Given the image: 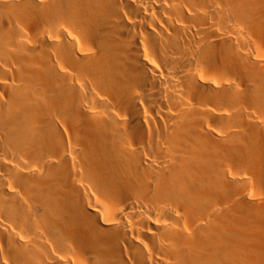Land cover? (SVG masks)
Instances as JSON below:
<instances>
[{"label": "bare ground", "instance_id": "1", "mask_svg": "<svg viewBox=\"0 0 264 264\" xmlns=\"http://www.w3.org/2000/svg\"><path fill=\"white\" fill-rule=\"evenodd\" d=\"M0 264H264V0H0Z\"/></svg>", "mask_w": 264, "mask_h": 264}]
</instances>
